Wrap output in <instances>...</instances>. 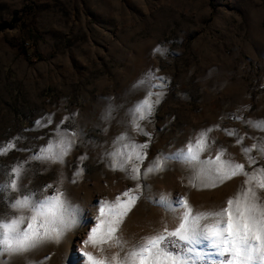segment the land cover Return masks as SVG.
I'll return each instance as SVG.
<instances>
[{
	"label": "rangeland",
	"instance_id": "1",
	"mask_svg": "<svg viewBox=\"0 0 264 264\" xmlns=\"http://www.w3.org/2000/svg\"><path fill=\"white\" fill-rule=\"evenodd\" d=\"M148 92L152 100L159 92V103L139 121L141 133L130 111ZM255 121H264V0H0V169L24 163L28 188L60 186L79 221L60 244L0 260L65 264L70 256L79 264L99 202L135 187L124 172L111 170L108 153L148 142L144 133L152 137L149 161L211 128L215 143L204 158L225 149L249 173L264 168V155L252 151L256 163L249 165L241 151L264 145V131L249 124ZM233 130L236 136L228 134ZM62 131L78 133L64 163L31 159ZM122 134L128 141L116 144ZM188 177L185 167L169 162L144 183L156 193L187 196L194 210L206 211L224 207L245 179L197 189ZM256 191L264 201V190ZM7 211L0 203V213ZM165 219L142 196L121 232L138 242Z\"/></svg>",
	"mask_w": 264,
	"mask_h": 264
},
{
	"label": "snow or ice",
	"instance_id": "2",
	"mask_svg": "<svg viewBox=\"0 0 264 264\" xmlns=\"http://www.w3.org/2000/svg\"><path fill=\"white\" fill-rule=\"evenodd\" d=\"M155 51L163 52L160 48ZM153 95L148 92L130 111L131 123L138 132L143 133L139 121L148 119L154 105L159 103L160 93H155V100ZM36 123L39 125L41 121ZM249 124L264 131V121ZM212 131L211 128L201 131L181 148L150 161L146 151L152 138L149 133H144L148 142L123 143L108 153L111 170L124 172L135 182V187L125 190L113 201L99 202L96 223L78 250L83 258L79 264H264V201L256 191L264 190V168L257 167L249 173L243 164L226 158L225 149L204 158L215 143L209 137ZM228 134L237 135L234 130ZM76 135L62 131L59 139L47 143L31 159L64 163ZM126 141L128 137L122 134L115 143ZM237 144L242 145V139H237ZM241 151L249 165H254L256 162L250 153L257 151L264 155V145L241 146ZM3 154L4 146L0 145V155ZM169 162L185 167L189 173L188 185L192 188H214L237 176L245 178L244 184L236 195L228 198L224 207L196 211L187 196L156 193L144 183L149 176L166 171ZM25 172L24 163L0 169V203H6L9 209L0 213V257L22 255L47 243L60 244L79 222L75 206L60 186L48 184L34 191L25 183ZM142 196L150 199L168 219L161 220V226L152 234L130 243L123 237L121 225ZM89 247L96 251H86ZM0 264L4 262L0 260ZM65 264H73L70 256Z\"/></svg>",
	"mask_w": 264,
	"mask_h": 264
},
{
	"label": "trees",
	"instance_id": "3",
	"mask_svg": "<svg viewBox=\"0 0 264 264\" xmlns=\"http://www.w3.org/2000/svg\"><path fill=\"white\" fill-rule=\"evenodd\" d=\"M40 58V57H39Z\"/></svg>",
	"mask_w": 264,
	"mask_h": 264
}]
</instances>
